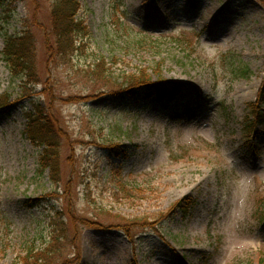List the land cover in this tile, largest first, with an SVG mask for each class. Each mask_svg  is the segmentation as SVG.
<instances>
[{"label":"rangeland","instance_id":"374dc122","mask_svg":"<svg viewBox=\"0 0 264 264\" xmlns=\"http://www.w3.org/2000/svg\"><path fill=\"white\" fill-rule=\"evenodd\" d=\"M52 1L0 0V264L29 252L40 264H264V133L245 130L264 81V0H78L89 33L66 58L53 53ZM26 27L36 71L23 83L2 50ZM99 59L104 78L90 74ZM141 70L190 88L170 103L124 94ZM38 110L56 181L47 146L25 133Z\"/></svg>","mask_w":264,"mask_h":264},{"label":"trees","instance_id":"16d2710c","mask_svg":"<svg viewBox=\"0 0 264 264\" xmlns=\"http://www.w3.org/2000/svg\"><path fill=\"white\" fill-rule=\"evenodd\" d=\"M8 1L9 7L13 5L12 3L16 2V0ZM1 5L3 8L5 7L3 3ZM79 7L78 0H53L51 3L50 22L52 25L51 33L54 38L53 53L59 58H66L67 55L72 57L84 47L83 40L87 37L89 31L86 25L76 17ZM7 11L6 19L10 18L12 9L8 8ZM2 55L13 78H18L23 83L34 81L36 71L35 48L27 27L20 34L5 37ZM101 60H97L93 66L89 67L90 74L97 78L105 77V75L101 74L104 67ZM246 68L244 67V70L242 69L240 73L245 78L249 73V70ZM124 79L126 81V87L123 89L124 94L129 96L140 94L141 98L145 101L153 99L161 103L162 101L171 102L186 89H189V86L180 82H167L162 79L160 80V78L153 81L144 70L125 75ZM257 90L256 99L247 104L248 111L245 117V130L247 129L246 133L249 136L258 126L263 127V130L260 132L264 133V81ZM27 119L28 127L26 133L31 142L34 144L39 142L47 146V149L41 156L40 164L42 167L49 168L51 180L56 181L58 168L55 156H53L56 143L52 126L45 119V115L41 110H38L37 116L28 112ZM39 143L37 144L39 145ZM48 150L51 151L48 152ZM261 203H264V195ZM193 204L194 202L191 199L184 198L174 204V209H181L185 218L189 215V209L192 208ZM258 219L264 221L263 210L259 212ZM21 264H40L39 257L29 252L26 256L22 257Z\"/></svg>","mask_w":264,"mask_h":264}]
</instances>
